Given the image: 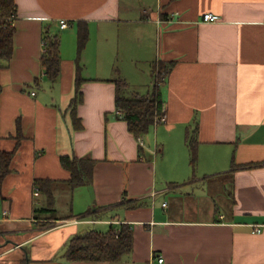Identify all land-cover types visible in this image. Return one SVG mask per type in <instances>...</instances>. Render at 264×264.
<instances>
[{
  "label": "crops",
  "instance_id": "1",
  "mask_svg": "<svg viewBox=\"0 0 264 264\" xmlns=\"http://www.w3.org/2000/svg\"><path fill=\"white\" fill-rule=\"evenodd\" d=\"M15 1L13 56L0 67V150L18 148L0 194V264H264V0ZM208 12L219 19L203 20ZM81 20L89 40L83 99L73 105ZM45 32L60 40L56 81L41 62ZM118 59L139 75L142 61L151 75L155 60L174 61L161 88L166 119L143 145L118 116ZM139 81L126 79L132 97L152 89ZM187 129L199 140L195 169ZM62 155L96 159L92 180L71 187ZM37 178L56 180V213L72 216L43 224ZM123 224L133 243L120 260L65 256L74 235Z\"/></svg>",
  "mask_w": 264,
  "mask_h": 264
},
{
  "label": "trees",
  "instance_id": "2",
  "mask_svg": "<svg viewBox=\"0 0 264 264\" xmlns=\"http://www.w3.org/2000/svg\"><path fill=\"white\" fill-rule=\"evenodd\" d=\"M17 17V3L15 0H0V67L8 64L13 56L15 26L13 21ZM44 39L48 40L46 51H43L41 62L50 81H56L61 72L60 40L57 34L45 32ZM89 40V27L86 21L81 20L77 24V93L73 99L76 105L83 99L81 85L83 76L80 63L81 55ZM174 61L155 60L153 62L154 84L152 89L142 95L126 97L121 94V87L127 85L124 80H117L116 107L118 116L127 120L128 127L137 137L148 133L151 126L159 122L164 115V100L162 84L165 82ZM74 124L77 128L83 127L80 117L74 112ZM198 126L196 127V129ZM187 129L186 142L190 150V162L193 169L196 168L198 159L199 140L195 131ZM19 134V138H20ZM18 147L12 151L0 150V194L4 177L11 171V162ZM61 162L71 175L67 182L71 187L86 184L93 178L96 159L62 155ZM37 186L47 197V205L39 211L46 215L48 221L44 225H50L57 218L70 217L58 216L54 206V184L56 180L49 178H37ZM129 206H137L139 201L126 202ZM133 232L130 226L123 224L120 229L111 227L107 232L88 230L74 235L68 242L65 256L71 260L89 261H117L132 249Z\"/></svg>",
  "mask_w": 264,
  "mask_h": 264
},
{
  "label": "rangeland",
  "instance_id": "3",
  "mask_svg": "<svg viewBox=\"0 0 264 264\" xmlns=\"http://www.w3.org/2000/svg\"><path fill=\"white\" fill-rule=\"evenodd\" d=\"M157 41H158L157 40V34L154 32L150 37L148 49H146V52H145L151 60H153V58L156 57ZM140 64H141V69L139 70L140 71V75H139V73L137 71L135 73H133L131 71V65H130L129 60H123V62H122L121 59H118L117 65H119V69H121V72L120 71L117 72L116 79L117 80H124V81H126V79H130L134 84H136V83L138 84V83H140L139 77L144 75V82L142 83V85H140V87H145V85L148 84V87L152 88L153 84H154V76H153L154 74L151 75V67L148 65V68H147V66L144 64L143 61ZM125 77H127V78H125ZM147 79H148V82L146 83ZM133 90H134L133 87H131V86L128 87L127 85H123L121 87V94L124 96H131L132 97V95H133L132 91ZM191 125L193 127L196 126V124H194V123ZM151 129H152L151 132L154 133V127H152ZM151 132H150V134H151Z\"/></svg>",
  "mask_w": 264,
  "mask_h": 264
},
{
  "label": "built area",
  "instance_id": "4",
  "mask_svg": "<svg viewBox=\"0 0 264 264\" xmlns=\"http://www.w3.org/2000/svg\"><path fill=\"white\" fill-rule=\"evenodd\" d=\"M219 17L220 16L218 14H215V13H212V12H208V13H205L203 15V20H206V21H216V20L219 19ZM69 25H70V23H69L68 20H66V19H61L60 20V26H61V28H67ZM47 45H48V40L47 39H43V51H46ZM33 93H35V92H33ZM165 119H166V116L163 115L160 118L159 122L160 121H165ZM138 140H139V143L141 145L144 144V140H143V137L142 136H139L138 137ZM37 190L38 191H36V194H39V189H37ZM164 205H166V203H164ZM255 230L260 231V228L257 227V228H255ZM158 261L159 262H163L164 261V258L162 256H159L158 257Z\"/></svg>",
  "mask_w": 264,
  "mask_h": 264
}]
</instances>
